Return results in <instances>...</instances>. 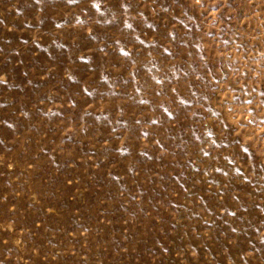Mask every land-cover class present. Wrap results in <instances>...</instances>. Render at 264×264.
<instances>
[{
  "label": "rangeland",
  "instance_id": "1",
  "mask_svg": "<svg viewBox=\"0 0 264 264\" xmlns=\"http://www.w3.org/2000/svg\"><path fill=\"white\" fill-rule=\"evenodd\" d=\"M0 264H264V0H0Z\"/></svg>",
  "mask_w": 264,
  "mask_h": 264
}]
</instances>
